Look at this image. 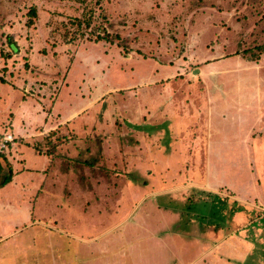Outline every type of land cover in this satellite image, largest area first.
<instances>
[{
  "label": "rangeland",
  "instance_id": "rangeland-1",
  "mask_svg": "<svg viewBox=\"0 0 264 264\" xmlns=\"http://www.w3.org/2000/svg\"><path fill=\"white\" fill-rule=\"evenodd\" d=\"M89 10L92 24L72 25ZM104 31L119 35L114 43L129 48L132 58L86 41ZM260 46L264 0H0V54L11 52L18 59L14 69L21 66L31 77L25 94L1 84L0 93L9 99L7 108L28 106L25 133H34L42 118L33 115L39 105L32 97L43 94L37 87L48 89L50 99L59 96L57 107L66 115L86 105L82 95L89 89L87 106L104 88L121 91L115 100L97 99L87 115L99 124L89 134L94 148L57 142L66 126L46 148L38 136L21 144L6 125L10 157L24 161L17 170L42 168L40 147L52 150L40 151L52 163L42 178L18 173L0 189V264L73 261L76 232L62 219L75 217L63 215L65 199L76 196L71 208L77 212L80 195L83 215L91 206L99 221L89 233L95 239L85 235L92 242L82 243L77 264H164L174 257L168 264H264V56L246 60ZM123 116L125 128L110 133ZM156 181L160 189L151 188ZM121 183L135 191L120 189ZM140 191L166 192L157 199L164 200L158 213L157 196L142 204ZM203 211L212 215L199 219Z\"/></svg>",
  "mask_w": 264,
  "mask_h": 264
},
{
  "label": "crops",
  "instance_id": "crops-1",
  "mask_svg": "<svg viewBox=\"0 0 264 264\" xmlns=\"http://www.w3.org/2000/svg\"><path fill=\"white\" fill-rule=\"evenodd\" d=\"M161 70H163V69H161ZM205 74H206L205 72L201 71L200 74H199V76H202V75H205ZM208 75L210 76L211 73L209 72ZM28 80L31 81V77H29ZM9 81H10V83L1 84V85H7L6 88L7 89H9V88L10 89H13L14 92L17 91L18 89H20L23 92V90L21 89V87H19L18 85H16L13 81H11V79H9ZM12 84H14L15 87H13ZM28 86L29 85L24 86L25 89ZM30 89H31V87H30ZM37 89H38L37 92H41L43 94L40 97H32L33 99H35V101L39 105V110L35 111L33 113V115L39 114V115L42 116V118H41V121L36 125V127L34 126V128L32 129V131H34V133H25V130H27V129H25V123H24V121H25V117H26L27 114H24V113H25L26 108H28V106L23 102L24 103V106H22L21 109H20V111H18V112H16L13 108L12 109L11 108H7L9 99L0 93V123H3V125H4L1 132L3 133L4 130L7 131V129H6L7 126L6 125H9V127H12V128H14L16 130L12 135H14L15 139L17 141H20L21 144H26L27 139H29L31 137H36V136H38V139L37 140H38V142H40L42 140L43 133L48 132V131H52V130L55 129V127H56L55 126L56 125L55 123H57L59 126L61 125L60 127L62 128V127H64V124H66L67 122L69 123L70 121H72L74 119L78 120L80 118L79 114L83 113L88 107H91L92 105H95L97 99H100L101 96H102V94H101L100 96H98L99 98L97 97V98L93 99L94 101L92 100L93 102L90 105H88V106H87V104L90 102L89 99H90L91 94L88 95V96H86L87 98H83L84 103L87 102L84 107H82L77 112H72V113L66 115L64 113V111H61L62 113L59 112V110H62V109H60V106L57 107V103H59L58 102V99H60L59 96L56 99H53L52 101H49V102L43 101V102H41L39 100H44V99H47V98L50 99V95H49V92L50 91L48 89H44V88L43 89H39L38 87H37ZM22 98H23L24 101L32 100L31 98L26 97V95H22ZM216 101H217V99L214 100V103H216ZM31 103H33V101ZM37 103H35V104L37 105ZM209 104L211 105L210 98H209ZM211 107L212 106H210L209 111L211 113V111L213 110V112L209 116V118H210L209 120L212 119V115L215 112L216 105L213 104V107L212 108ZM15 112H16V114H15ZM62 115H64V116H62ZM18 118H20V120ZM20 125H22V127ZM214 129L216 130V128H214ZM18 130H20V133H17ZM10 134L11 133L8 132L4 136L9 135L10 137H12V135H10ZM210 134H211V130L207 134L208 139H210V136H211ZM1 139H0V141H1ZM21 144L17 143L16 147H18L20 149V147H21L20 145ZM34 146H35V144H33L31 147L34 148ZM36 154H38L39 156L43 157V159L45 161L43 167L40 168V169H38V170L30 169L28 167H22L20 170H17V166L18 165H21L24 161L20 160L21 158H19L18 161L11 159V157L9 158L10 161H11V163H12V166H13V171L15 173V175L13 177V181L18 176V173H21V175H26L27 173H30L31 175H29V178L31 180H34V179H40V178H42L43 175L41 176V173H44L47 170L49 171L50 164L52 163V161L50 159H48L47 157L39 154L38 152H36ZM34 174H36L37 176L34 175ZM133 183H135V182L133 181ZM155 184H157V185L156 186H153L151 188L160 189L163 186L160 183V181H156ZM125 187L127 188V190H129V189L131 190L132 189L133 191H135L134 190V187L131 186V184H129V183H127V185ZM151 191H153V190H151ZM125 193L127 194V192H125ZM139 193H143V195H146V196H144V198L141 200L140 198L143 196L142 195L140 198H138L137 200H135V202H133L132 206L133 205H138L139 203H142L143 204L144 201L146 200V198H148V196L150 198H153L154 196H157V197H155V199H154L155 203L152 206H153V211L156 210L157 212L156 211L155 212L158 213V209H161V207H162L161 206L162 205L161 202H163L164 200L158 201L157 199L158 198H161V199L165 198L166 197V194H164V193H166V192H157V193L153 194V193H151L149 191V194H148V192H146V191H140ZM160 194H162L164 197L162 195H160ZM75 197L76 196H71V197H69V199H65V201H64L65 203L67 201H70V202H69V208H68V206L66 207L63 215L64 216H67V217H71V215H74L75 216L74 217L75 218V221L74 222L72 221L74 219L73 218V219H70L69 223H67L68 220L67 219L65 220V217H64L62 219V225L64 227L66 226L67 228H69L72 231L76 232V234L74 236L75 237L74 238L75 239V241H74V245L75 246L71 248L70 246H73V245H70V243H69V246H67L69 248H68V250H66L67 252H71V251H69L70 248L72 250H74V252H75L74 253L75 259L73 261L69 262V263H66V264H77L76 263L77 261H80V262L82 261V257H83V249H82L83 246H82V243H88V245H89L92 242V240H88V236H89V238L95 239V237L92 234H89V233L92 232V230H90V229H91V226L94 225L93 222H95V221L98 222L99 221V220H97L98 219V217H97V214L98 213L95 212V211H93V209L91 208V206L87 210V214L88 215H83L84 212H82L80 210L81 203L83 202L82 201V198H81V195L78 196L79 197L78 198L79 199L78 200V203H79L80 207H79V209L76 208V211L79 212V213L75 212L71 208L72 200ZM126 202L128 203L127 198H126ZM126 202H125V206H126L125 209H128L129 208V210L127 211L128 212V215H129V212L132 213V214H134V212L132 211V209H133L132 206L126 205ZM168 205H169L168 206L169 207L168 210H170L171 212L172 211H174V212L176 211L177 208L175 206H173L171 204H168ZM140 207L141 206H138L137 210H139ZM135 210H136V208H135ZM93 212H95V213H93ZM177 212H179V211H177ZM203 212H205V211H203ZM137 213H139V212H137ZM84 218L85 219H87V218L90 219V220H88L90 222H88L87 225H84ZM65 232H66V230H65ZM78 232H83V234H81V233L79 234ZM68 234H70V233L66 232V235H68ZM85 235H88V236H85ZM70 237H71V235H70ZM78 259H80V260H78ZM175 260H176V257H174V258H172V259H170L168 261H165L164 264H168L169 261L171 262V261H175ZM177 260H178V264H185L181 260H179V259H177ZM196 262H198V261H196V260H190V261H188V264L189 263L190 264H196Z\"/></svg>",
  "mask_w": 264,
  "mask_h": 264
},
{
  "label": "trees",
  "instance_id": "trees-1",
  "mask_svg": "<svg viewBox=\"0 0 264 264\" xmlns=\"http://www.w3.org/2000/svg\"><path fill=\"white\" fill-rule=\"evenodd\" d=\"M31 14H32L33 17H36V14H35L34 10L31 11ZM94 21H95L94 15L91 12V10H89L87 13H85L82 16V19L74 18L71 22H72V25H75L77 27H81L83 25H85V27H86V26H89L90 24H92ZM90 36H92L93 39L89 38V39L86 40L87 42L94 43V44L95 43H100L104 47L115 46V48H117L120 52L125 53V55L128 54L127 56H129L131 58V54H130L131 50H129V48L124 47V46H119V45H116L114 43V41H117V42L121 41V37L119 35H115L114 37H112L111 35H109V33L104 31L103 34H101V35L92 33ZM62 43L63 44L66 43L67 44L66 41H64ZM8 48L13 50L14 53H16L15 52L16 49L14 48V46L12 44L9 43L8 44ZM258 50H259V52H258L259 54L257 56L246 58V60L249 61V62H254V61H256L258 59L259 56H260V58L262 56H264V46L263 47L260 46L258 48ZM42 54H44V52H42ZM137 54H139V53H137ZM15 60H18L17 57L13 56V54L11 52H9V51L3 52V55L0 54V72L2 73V74H0V84L10 83L9 79H11V81H13L19 87H21V89L25 93V90H24L25 87L24 86L27 85V81H28V79L30 77V75H28V74L30 73V71L27 72L21 66L18 67L17 69H14L13 66L15 65V63H14ZM68 60H70L69 56H68ZM259 60H257V61H259ZM105 67H106L107 70L109 69L108 64L106 66L104 65L101 68V73L103 72V74H106ZM93 79H94V77H93ZM12 86L15 87L14 84H12ZM108 89L109 88L102 89V96L101 97L107 96L104 99H114L115 100V98L118 96V93L120 94V92H121V91L117 90L118 92L117 91H113V93H112V92L107 91ZM56 92L57 91H55V94H56ZM81 93H82V91H81ZM91 93H92V89H89V92H86L85 95L83 94L82 96H83V98H87L86 96L90 95ZM53 99H55V98L53 97L51 99V101ZM104 99L100 98L99 100L102 101ZM111 101H112V107H114V105H113L114 102H113V100H111ZM116 101H117V106H120L118 102H121V101L120 100L119 101L116 100ZM130 101H131V99H130ZM96 103H97V101H96ZM95 105H92L91 107H88L83 113L79 114L80 118L78 120L74 119V120L70 121L69 123L67 122L66 124H64V127L66 126V128H67L66 135L57 137V139H55V140L56 141L58 140L57 142H59V143H61L64 140L68 141V142H65V143H71V145L74 146L76 150L80 149L81 144H82L83 147L85 146L84 144H86L88 146V148L91 145H92L91 147L94 148L95 147V142L93 143V139H92V137L89 134L93 133V131L98 132L99 124H97L96 121L88 118L87 115L89 114V112L92 113L93 110H95ZM118 112L120 113V115H122L120 110ZM93 116H95V114ZM116 119L118 120V124L121 125V126H118V128L113 130V131L109 129L110 133H113L115 131L118 132V131L122 130L123 128H125L124 125H123L124 124L123 120H125L126 118L123 116L121 121H119V119L116 117L115 118V122L117 123ZM55 124H56L55 125L56 127H55L54 130L43 133L42 140L44 139L46 141L45 148L51 144V141H50L51 138H53V136L56 135L57 130H60V128H61L60 127L61 125L59 126L57 123H55ZM113 125H115V123H113ZM64 127H62V128H64ZM5 132L6 131L4 130L3 133L0 134V139L6 134ZM11 143H12V141H11ZM10 144H8V146L5 147L4 149L0 150V189L9 187V184L13 182V177L15 175V173L13 171L12 163H11V161L9 159L10 158V153L9 152H11V151L8 152V149L10 150V147H11ZM34 148H35V150H37V147H34ZM6 149H7V151H6ZM41 149L42 148L40 147V151H41ZM51 149H52V147H51ZM40 151L37 150V152L39 154H41V152H42L45 155H51V152H52V150L46 152L47 149H46L45 152H43V151L40 152ZM44 154H42V155L45 156ZM74 164H77V163H74ZM119 188L120 189L126 188L125 184L121 183L119 185ZM126 192H127V190H126ZM188 208L189 207H187L186 210ZM180 211H181V209H180ZM198 213H199V215L200 214L203 215L201 217L198 216L199 219L202 218L203 220L206 219V218H209L210 215H212V213L207 215L208 213L206 211L204 213L203 212H198Z\"/></svg>",
  "mask_w": 264,
  "mask_h": 264
},
{
  "label": "built area",
  "instance_id": "built-area-1",
  "mask_svg": "<svg viewBox=\"0 0 264 264\" xmlns=\"http://www.w3.org/2000/svg\"><path fill=\"white\" fill-rule=\"evenodd\" d=\"M11 141H12V137H10L9 135L2 137L0 141V150L4 149L6 145Z\"/></svg>",
  "mask_w": 264,
  "mask_h": 264
}]
</instances>
